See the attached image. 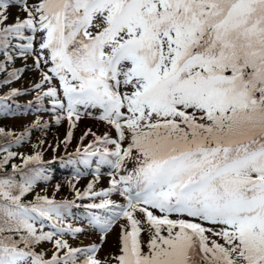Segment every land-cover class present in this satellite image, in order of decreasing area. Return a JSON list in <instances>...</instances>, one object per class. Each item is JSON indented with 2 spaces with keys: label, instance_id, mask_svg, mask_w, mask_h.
Masks as SVG:
<instances>
[{
  "label": "snow or ice",
  "instance_id": "6c2138e0",
  "mask_svg": "<svg viewBox=\"0 0 264 264\" xmlns=\"http://www.w3.org/2000/svg\"><path fill=\"white\" fill-rule=\"evenodd\" d=\"M0 55V71L32 57L28 108L67 122L65 147L83 117L107 129L60 158L77 178L92 169L83 190L68 182L71 200H29L54 161L0 144V264H264V0H0ZM21 94L0 95V109ZM73 207L99 243L64 238L85 231L66 222ZM117 224L118 252L99 258Z\"/></svg>",
  "mask_w": 264,
  "mask_h": 264
},
{
  "label": "rangeland",
  "instance_id": "374dc122",
  "mask_svg": "<svg viewBox=\"0 0 264 264\" xmlns=\"http://www.w3.org/2000/svg\"><path fill=\"white\" fill-rule=\"evenodd\" d=\"M18 12L16 7L10 8V16H9V23L12 22L13 16H15ZM27 34V33H26ZM15 62L17 66L20 68H25L23 73L20 74L19 79L15 82L16 85L23 86V89H31L32 85L39 80V73L33 66V59L32 57H28L25 61L22 58H15ZM35 92H29L24 94L21 97L22 101H30L34 100ZM11 103V101H10ZM8 103L9 108L12 106ZM45 105H47V100L44 101ZM8 109H2L1 112H6ZM37 117L40 118L41 123L48 122L47 128H31V125L34 121H36ZM1 119L4 116L0 117ZM0 122H8V124L13 125L15 128H19L20 125H24L22 128H26L29 130V134L27 141L20 147L19 150L30 151L34 153V151H41L43 153V160L45 161H54L51 163V176L52 179L49 182L41 183V189L46 190L49 192L51 198H55L56 200H63V199H73L74 197V190L69 185V181L75 185L76 188L83 190L87 184L93 179L92 169H87L86 175H82L80 177H76L72 166H61V159H68L69 153H74L78 144L80 143L79 138L81 135L88 129L91 128L97 134H103L107 129L102 122L94 120L90 117H83L77 124L76 128L73 132V139L68 144L67 147L61 143L64 140L66 135L67 129V122L65 121L62 124H56L55 121L52 119L51 114L45 111L31 112V110H21L20 108L17 111L10 113V115L6 116L5 119L1 120ZM25 130V129H24ZM23 131V130H22ZM25 132V131H24ZM115 135V133H112ZM92 140V136L89 135L85 137L83 143L86 145ZM40 141H44L43 144H40ZM37 146V147H34ZM55 149V151L53 150ZM55 158V160H54ZM66 163V161H64ZM82 171H85L81 166ZM108 171L107 167L102 168V172L106 173ZM60 184L61 187L59 189L56 188V185ZM47 185V186H46ZM109 185V177L107 175H102L101 178L96 181L95 187L96 190L99 191L101 188L108 187ZM113 199H117L123 202V198L113 194ZM89 199L85 198L83 200L77 199L76 204L82 205L89 203ZM99 202V201H97ZM72 216L66 219L67 223H71L74 227H83L85 229L84 232L72 235L71 233H66L64 238L68 240V242L73 247H82L89 245L93 242H100V236L102 235L99 231L92 230L88 222L85 218V209L82 207H73L72 208ZM119 224H117L112 231H110L106 239L103 241L101 245L100 251L97 253L99 258L110 257L118 252V237H119ZM49 253L52 254L54 251L52 244L49 243ZM81 259L83 257L81 256Z\"/></svg>",
  "mask_w": 264,
  "mask_h": 264
},
{
  "label": "trees",
  "instance_id": "16d2710c",
  "mask_svg": "<svg viewBox=\"0 0 264 264\" xmlns=\"http://www.w3.org/2000/svg\"><path fill=\"white\" fill-rule=\"evenodd\" d=\"M0 60H3V56L2 55H0ZM6 64H7L6 70L5 71H0V81H3L7 77V72L8 71H11L13 68H20L19 66H17V64L15 62V59H14L13 62H6ZM18 79H12L7 84L0 83V95H4L5 93H8L10 91V89H12V88L20 89L21 92H22L21 95L15 96L13 98H9V100H7L6 102H3V103H8L9 101H13L14 102L13 107L15 109L20 108L22 111L25 110V109L30 110V108H28V101L21 102V97H23V95H24L23 91H22L23 86H19V85L15 84V82ZM34 109H35V106L33 108H31L32 111ZM0 110H2V109H0ZM8 115L9 114H7V113L0 112V117L4 116V118H2V119L0 118V121L5 119V117L8 116ZM23 126L24 125L21 124L19 128H15L13 125L8 124V122H4V123L0 122V128H4V129H6L7 131H9L11 133V136L0 137V144H4L8 148L9 151H13V152H16V153H19V154H23V155H30V154H33L30 151L26 152L25 150H19L20 147H22L23 144L27 141L28 136H25V138L19 143H16L15 140H14L15 136H18L19 134L23 133L26 130V128H22ZM8 140H12L13 141L10 146L7 144ZM3 155H4V153L0 152V156H3ZM22 162H23L22 161V156H20V155L12 158L9 161L8 165L5 166V171L11 172L12 171V169H11V165L12 164H22ZM42 166L45 167V168H48V164L47 163L43 164ZM41 183H45V182L41 181V182L38 183V185L34 189V193L28 195L27 198L29 200L33 199L35 193H39L41 195L50 196L49 192H47L46 190L41 189V187H40ZM41 248L46 253V257H50L51 256V253H49V251H48L49 248H50L49 243H47V242L43 243L41 245ZM38 250H40V249H38Z\"/></svg>",
  "mask_w": 264,
  "mask_h": 264
}]
</instances>
